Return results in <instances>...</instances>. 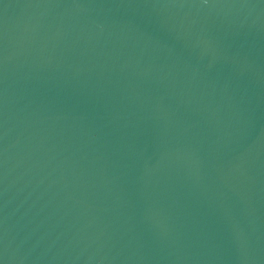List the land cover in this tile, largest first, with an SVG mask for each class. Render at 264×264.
<instances>
[{
    "label": "water",
    "instance_id": "1",
    "mask_svg": "<svg viewBox=\"0 0 264 264\" xmlns=\"http://www.w3.org/2000/svg\"><path fill=\"white\" fill-rule=\"evenodd\" d=\"M0 264H264V0H0Z\"/></svg>",
    "mask_w": 264,
    "mask_h": 264
}]
</instances>
